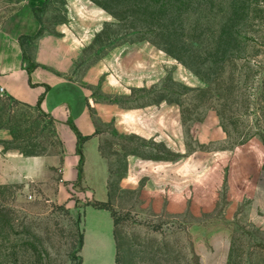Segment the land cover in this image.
Here are the masks:
<instances>
[{
  "label": "rangeland",
  "instance_id": "rangeland-1",
  "mask_svg": "<svg viewBox=\"0 0 264 264\" xmlns=\"http://www.w3.org/2000/svg\"><path fill=\"white\" fill-rule=\"evenodd\" d=\"M46 1L43 31L85 40L78 72L91 71L100 103L177 116L175 143L150 139L155 128L139 136L105 124L119 264H201L196 244L220 230L230 233L229 264H264L251 209L264 171V0ZM14 9L0 4V26ZM174 144L193 152L188 169L167 150ZM0 149L46 160L29 189L0 186V264H79L87 202L72 210L50 198L62 159L54 122L0 92ZM133 154L177 165L127 183ZM98 222L88 217L83 264H115L114 246L93 234Z\"/></svg>",
  "mask_w": 264,
  "mask_h": 264
},
{
  "label": "crops",
  "instance_id": "crops-1",
  "mask_svg": "<svg viewBox=\"0 0 264 264\" xmlns=\"http://www.w3.org/2000/svg\"><path fill=\"white\" fill-rule=\"evenodd\" d=\"M46 2L0 0V4L15 7L0 26V88L4 89L2 95L23 106L38 107L54 122L55 134L62 145V159L59 179L54 181L56 190L50 198L59 204H66L72 210L75 209L72 204L74 199L87 203H107L112 198V172L103 150L105 124L113 121L114 124L126 126L130 129L128 131L139 136V132L145 135L148 130L155 128L156 134L150 139L165 137L168 143H175L177 116L158 114L155 117L154 114L141 112L140 109L123 113L100 103L93 95V82L89 79L91 71L86 77L78 72L87 44L80 37H75V42L65 30H59L57 34L44 32L31 44L27 55L35 68L30 72V64L25 59V50L20 40L22 37H35L40 33L42 23L36 17L34 9L42 8ZM67 29L72 34L71 30ZM76 131L83 137H90L82 150L84 167L81 185L78 184L81 157L78 155L79 140ZM204 143L206 142H201ZM166 147L172 156L179 153L184 168L188 169L193 152H190L187 146H180L178 151L175 149L176 144ZM44 159L41 156H7L0 149V186L22 185L29 189L31 184L42 180L46 168ZM176 165L177 161L145 158L139 154L129 155L124 181H134L138 178L140 170L142 173H156L160 170L169 172ZM144 179H147L146 184L152 185L151 178ZM251 209L252 222L264 228V171L255 181ZM88 217L99 221L93 234L97 233V237L107 239L108 243L114 246L117 264L115 219L111 212L92 206H85L83 209L84 244L80 253L82 259L86 248ZM229 235L228 230L205 235L206 237L196 244L200 263L229 264Z\"/></svg>",
  "mask_w": 264,
  "mask_h": 264
},
{
  "label": "trees",
  "instance_id": "trees-1",
  "mask_svg": "<svg viewBox=\"0 0 264 264\" xmlns=\"http://www.w3.org/2000/svg\"><path fill=\"white\" fill-rule=\"evenodd\" d=\"M46 4L42 7V8H39V9H34V12L36 14V17L38 18V20L40 21V23H42L41 19H40V12H42V10L45 8ZM44 31L43 29H41L40 33L35 36V37H22L20 42H21V45L22 47H24V50H25V59L26 61L29 62V71L30 72H33V69L35 68L34 64L31 62V59L30 57L27 55V52L29 51L30 47H31V44L34 43V41H36L39 37H41L43 35ZM39 106V105H38ZM74 130L75 127H73ZM77 133V136H78V155L81 157V161H80V166H79V172H80V180L78 181V184L81 185L82 183V176H83V167H84V154H83V146L84 144L90 140V137H83L80 133H78V131H76ZM27 157H34V156H27ZM88 206H92L94 207L95 209H99V210H107L109 212L112 213V216L114 217L115 219V213L112 212V209H111V205L109 202L107 203H104V202H88L86 204V207ZM64 209V208H63ZM115 223L116 225L118 224L117 220L115 219ZM81 241H80V249H79V253H81L82 251V248H83V244H84V236H83V231H82V235H81V238H79ZM119 252H118V255H117V264H119ZM83 263V259L82 257L80 256V263L79 264H82Z\"/></svg>",
  "mask_w": 264,
  "mask_h": 264
},
{
  "label": "built area",
  "instance_id": "built-area-1",
  "mask_svg": "<svg viewBox=\"0 0 264 264\" xmlns=\"http://www.w3.org/2000/svg\"><path fill=\"white\" fill-rule=\"evenodd\" d=\"M0 92L3 94L4 93V89L3 88H0Z\"/></svg>",
  "mask_w": 264,
  "mask_h": 264
}]
</instances>
